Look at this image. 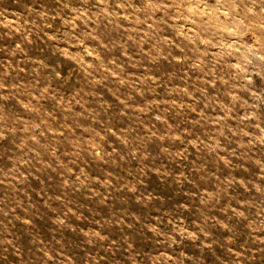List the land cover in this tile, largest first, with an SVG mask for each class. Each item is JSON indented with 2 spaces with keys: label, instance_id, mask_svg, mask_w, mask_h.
Listing matches in <instances>:
<instances>
[{
  "label": "rangeland",
  "instance_id": "1",
  "mask_svg": "<svg viewBox=\"0 0 264 264\" xmlns=\"http://www.w3.org/2000/svg\"><path fill=\"white\" fill-rule=\"evenodd\" d=\"M0 264H264V0H0Z\"/></svg>",
  "mask_w": 264,
  "mask_h": 264
}]
</instances>
